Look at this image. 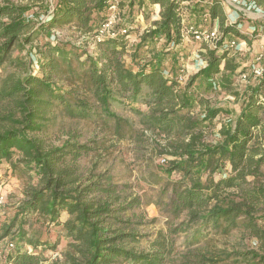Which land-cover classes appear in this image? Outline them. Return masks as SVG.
<instances>
[{"label": "trees", "instance_id": "trees-1", "mask_svg": "<svg viewBox=\"0 0 264 264\" xmlns=\"http://www.w3.org/2000/svg\"><path fill=\"white\" fill-rule=\"evenodd\" d=\"M246 2L264 13V0ZM115 3L121 23L98 40ZM140 18L150 25L144 31ZM215 26L219 40L199 42L206 67L181 86L179 55L186 39L194 42L186 28ZM239 26L222 0H1L0 166L27 179L17 214L1 229L14 245L8 264H48L62 240L68 249L53 264H166L179 236L191 248L239 228L258 249L237 256L264 264V72L236 85L248 67L228 45L251 44ZM65 30L80 35V45L64 40ZM201 87L231 94L232 113L197 96ZM221 114L230 118L216 123ZM67 122L94 124L164 159L147 178L159 187L155 199L125 195L105 175H78L68 157L76 161L95 142L79 144L70 133L61 146L49 145ZM147 205L167 229L150 251L137 252L132 221L143 216L134 211Z\"/></svg>", "mask_w": 264, "mask_h": 264}, {"label": "rangeland", "instance_id": "rangeland-1", "mask_svg": "<svg viewBox=\"0 0 264 264\" xmlns=\"http://www.w3.org/2000/svg\"><path fill=\"white\" fill-rule=\"evenodd\" d=\"M10 1L14 4H25L28 2V0ZM243 2L244 5H241L242 8L248 10V2ZM248 11L252 13L255 12L252 9ZM151 13L150 19L152 20L153 15H151ZM144 22L145 21L140 18L142 27L145 25ZM120 23V21L117 22L113 30H115ZM249 32L253 36L261 34V32L254 33L252 30H249ZM63 33L64 40L69 39L77 45H80L81 41H83L82 37L78 34L67 30ZM136 38V34L129 37L131 44L134 45L136 43ZM184 43L186 45L182 48V54L179 55V59L183 63V69L186 71L188 81L190 77L198 72L197 69L204 65L205 59L203 54L205 50L201 48L199 42H191L189 39H186ZM228 49L230 50L231 57L238 63L245 64L248 67L246 75L248 79H250L252 66L257 64L255 60L260 54L264 55V49H262L259 54L256 52L255 54H251L252 50L248 51V45L243 46V48L239 50L234 48ZM91 50L92 49H90V51ZM261 65H264V58L260 62V66ZM235 83L241 86L247 83V81L244 82L239 77L236 79ZM196 95L208 99L211 105H224L225 109L229 113H232L230 108L235 104V98L231 96V94L221 90L207 93L204 87H201L196 90ZM197 112H199V110H197ZM229 118L230 117L227 115L221 114L217 118L216 123ZM64 131L55 129L49 137V145L55 147L61 146L63 142L68 139L70 133H77L79 135L77 140L79 144H87L91 141L95 142L94 145H92L94 150L88 154L83 153L76 161H72V157H68L67 165L74 166L78 175L84 178L92 175H105V177L112 178V182L119 188L118 190H125V195L142 196L144 203H146L148 199H155L159 187L153 186L151 179L147 180V178L152 171L155 172L157 170L156 168L163 164L161 162L162 158L155 157L150 150L138 149L139 146L131 140L118 142L108 132L103 131L101 128L91 123L67 122ZM213 139V136H209V140L213 141ZM4 164L3 170H0V187L4 198V205L0 209V237H2V227L8 225L11 219L17 214L18 206L21 199L24 197V191L27 186V179H21L18 175L13 176L9 170V164L6 162ZM134 212L138 214V216L140 215L143 217L133 218V227H135L136 233L141 237L139 243L133 244L132 247H134L137 252H148L151 248L150 244L155 240L158 232L161 230L166 231L165 219L161 216L155 205L143 206L142 209H137ZM137 223L139 224L137 225ZM176 240L177 244L174 255L166 264H244L242 258L238 257L237 254H243L247 251L258 249L257 241L242 228L233 230L227 235L211 234L200 245L191 248L185 246L186 238L184 235L179 236ZM8 243L9 240L7 238H0V264H8L6 260L2 258L6 253ZM67 243L66 240H62L60 245L61 253L50 256L48 264H53L56 259L63 260L62 253L68 249Z\"/></svg>", "mask_w": 264, "mask_h": 264}, {"label": "built area", "instance_id": "built-area-1", "mask_svg": "<svg viewBox=\"0 0 264 264\" xmlns=\"http://www.w3.org/2000/svg\"><path fill=\"white\" fill-rule=\"evenodd\" d=\"M222 1H224V0H222ZM233 1L234 2H240V1H246V0H233ZM249 9H252L255 12H258V13H262V10L257 8L253 3L249 4L248 10ZM120 16H121L120 15V11L118 10V8L116 6V3H115V4H113L111 6L110 11H109V16H108L106 22L102 25L100 31L98 32V40H101L103 37H105L107 35H114L113 34V31H114L113 29L117 25V22L120 20ZM40 20L44 21L45 20V16H42L40 18ZM208 20H209V16L205 15V21H208ZM185 31H186L185 35L187 37H189V36L192 37V39L195 42H204V43L213 45V43L216 42L217 40H219V38H220V32H219V29L217 28V26L210 27V28H207V29H204V30H197L194 27H188V28H186ZM56 34L58 35L59 33L57 32ZM243 45H245V43L232 42L230 45H228V48H234L236 50H239ZM263 58H264V55L260 54L255 60V62L257 64L252 66L251 75H252L254 80H256L257 78L261 77L263 72H264V68L262 66H260V62L263 60ZM206 65H207V62L205 61L204 65L202 67H200L199 69H197V71L205 68ZM187 78L188 77H187L186 71L183 70L181 75H180V79H179L181 85H185L186 84ZM240 78L244 82H246L248 80V77H247L246 74L241 75ZM215 90H217V85H215ZM161 162L165 163V160L163 159ZM1 192L2 191H1V187H0V209L4 205V198H3ZM13 247H14V245L9 242L8 245H7L6 253H5V255H3L2 258L5 259L7 253L11 249H13Z\"/></svg>", "mask_w": 264, "mask_h": 264}, {"label": "crops", "instance_id": "crops-1", "mask_svg": "<svg viewBox=\"0 0 264 264\" xmlns=\"http://www.w3.org/2000/svg\"><path fill=\"white\" fill-rule=\"evenodd\" d=\"M244 5L243 1L240 2H234L233 0H224L223 1V8L225 11V14L227 15V18L230 23H235L237 21H240V30L242 33H244L250 40L251 44L249 45L246 42V46L248 45L249 49L248 51L252 50L251 54H255L261 52L262 49H264V13H258V12H250L248 10H245L242 8ZM153 15L152 21L158 20L159 16V8H153ZM144 25V24H143ZM150 27V25H149ZM147 29V25H144L142 30ZM249 30L254 31V33L261 32V34L257 36H253ZM253 33V34H254ZM186 44L183 42V47ZM243 46L241 48H243ZM245 65V64H244ZM264 67V65H261ZM195 73V72H193ZM196 74V73H195ZM235 105V104H234ZM233 105V107H234ZM5 164L3 163L0 168H4Z\"/></svg>", "mask_w": 264, "mask_h": 264}]
</instances>
